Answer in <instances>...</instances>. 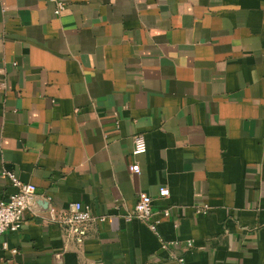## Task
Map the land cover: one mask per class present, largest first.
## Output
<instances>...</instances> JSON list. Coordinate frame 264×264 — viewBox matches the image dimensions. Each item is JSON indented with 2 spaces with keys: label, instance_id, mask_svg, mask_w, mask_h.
I'll return each mask as SVG.
<instances>
[{
  "label": "crops",
  "instance_id": "1",
  "mask_svg": "<svg viewBox=\"0 0 264 264\" xmlns=\"http://www.w3.org/2000/svg\"><path fill=\"white\" fill-rule=\"evenodd\" d=\"M62 1L0 0V198L39 199L0 264H264V0Z\"/></svg>",
  "mask_w": 264,
  "mask_h": 264
},
{
  "label": "built area",
  "instance_id": "2",
  "mask_svg": "<svg viewBox=\"0 0 264 264\" xmlns=\"http://www.w3.org/2000/svg\"><path fill=\"white\" fill-rule=\"evenodd\" d=\"M53 3V14L59 15L66 7V4L62 0H48ZM133 148L132 154L138 155L146 151V145L141 134H135L133 136ZM129 169L135 173H139V165L137 163L129 166ZM2 175L8 178L10 185L13 187V191L9 193L7 199L0 198V248L3 250H9L12 254L17 252L16 248H10L7 241L3 238V234L7 231H18L23 225V212L32 208L36 196V186L30 182L22 181L13 170H4ZM158 195L161 197L169 195V189L165 186L158 188ZM153 198L147 193H140L137 196V200L133 208L126 210L122 217L126 220H132L134 218L141 220L149 230L158 238L160 233L158 230L159 220L154 218V212L152 208ZM209 206L204 204L203 206L196 207V212L206 213ZM55 213V208L50 210ZM169 210L163 211V216H168ZM107 216L94 217L91 213L88 205L76 201L69 205L67 213L59 216L58 221L62 225L70 227L81 226L87 222L94 220L103 222ZM187 245H191V241L187 240ZM175 241H165L160 239V246L166 248L174 245ZM179 262H182V258H178Z\"/></svg>",
  "mask_w": 264,
  "mask_h": 264
},
{
  "label": "water",
  "instance_id": "3",
  "mask_svg": "<svg viewBox=\"0 0 264 264\" xmlns=\"http://www.w3.org/2000/svg\"><path fill=\"white\" fill-rule=\"evenodd\" d=\"M38 200H39V199L36 198V199H35V202L37 203ZM44 202H45V208H47V207H48V203H47V201H44Z\"/></svg>",
  "mask_w": 264,
  "mask_h": 264
}]
</instances>
